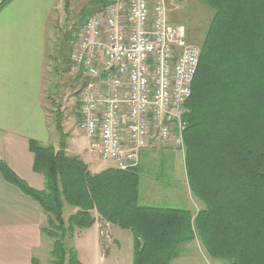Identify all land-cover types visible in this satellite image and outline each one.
<instances>
[{
	"label": "trees",
	"instance_id": "1",
	"mask_svg": "<svg viewBox=\"0 0 264 264\" xmlns=\"http://www.w3.org/2000/svg\"><path fill=\"white\" fill-rule=\"evenodd\" d=\"M203 1L213 16L184 131L188 183L203 206L192 215L186 208L140 204L138 165L92 172L63 143L57 148L31 139L33 169L44 176V187L31 186L2 160L0 171L46 212L51 264H83L67 236L94 225L95 212L132 232L133 264H169L180 244L196 235L212 256L230 264H264V0ZM96 2L90 15L108 0ZM66 203L75 207L68 219Z\"/></svg>",
	"mask_w": 264,
	"mask_h": 264
},
{
	"label": "built area",
	"instance_id": "2",
	"mask_svg": "<svg viewBox=\"0 0 264 264\" xmlns=\"http://www.w3.org/2000/svg\"><path fill=\"white\" fill-rule=\"evenodd\" d=\"M201 48L171 24L165 0H108L83 23L71 54L81 73L80 125L89 152L119 169L160 144L185 148L187 101ZM107 247L112 224L99 220Z\"/></svg>",
	"mask_w": 264,
	"mask_h": 264
},
{
	"label": "crops",
	"instance_id": "3",
	"mask_svg": "<svg viewBox=\"0 0 264 264\" xmlns=\"http://www.w3.org/2000/svg\"><path fill=\"white\" fill-rule=\"evenodd\" d=\"M55 6L56 0H9L0 8V160L38 189L44 187V176L33 169L30 140L55 141H51L52 112L44 98L48 19ZM82 133L86 146L77 141L66 151L80 156L92 172L113 166L111 162L97 163L83 129ZM95 214L94 225L77 229L74 235L83 264H89L88 252L105 262L116 246L105 247L99 236V214ZM47 218L40 204L0 171V264H42L39 254L49 246L43 230ZM93 227L97 229L95 242L88 239ZM114 228L112 225V233Z\"/></svg>",
	"mask_w": 264,
	"mask_h": 264
},
{
	"label": "rangeland",
	"instance_id": "4",
	"mask_svg": "<svg viewBox=\"0 0 264 264\" xmlns=\"http://www.w3.org/2000/svg\"><path fill=\"white\" fill-rule=\"evenodd\" d=\"M96 1L56 0V6L48 19L44 98L52 112L51 133L53 137L51 141L55 139L53 145L58 148L62 146V143L67 147L77 141L86 146V138L82 133L77 112V93L82 84V78L81 73H74L71 70V54L79 37L80 27L96 7ZM165 1L169 22L184 26L187 41L201 48V42L213 16V10L203 0ZM184 153L183 148H177L173 144L149 146L140 151L137 164L140 173V204L186 208L192 215L201 209L203 204L188 183ZM91 156L97 160V163H110L95 155L91 154ZM74 210V206L66 203L65 218L68 219ZM96 235V227L91 228L88 232L89 241L95 242ZM48 241L49 246L38 257L42 264H51L54 240L48 236ZM67 241L69 244H75L74 237L71 239L67 236ZM107 243V247L112 243L116 245L111 257L105 256L107 248L104 249L105 262L100 261L96 254L92 256L88 252L87 262L89 264H133V236L130 230L115 226ZM169 264L230 263L226 258L212 256L204 242L196 235L194 239L180 244L179 255Z\"/></svg>",
	"mask_w": 264,
	"mask_h": 264
},
{
	"label": "water",
	"instance_id": "5",
	"mask_svg": "<svg viewBox=\"0 0 264 264\" xmlns=\"http://www.w3.org/2000/svg\"><path fill=\"white\" fill-rule=\"evenodd\" d=\"M0 1H2V0H0Z\"/></svg>",
	"mask_w": 264,
	"mask_h": 264
}]
</instances>
